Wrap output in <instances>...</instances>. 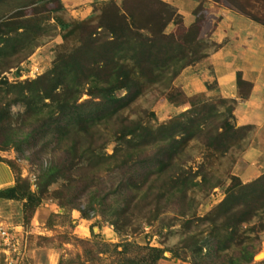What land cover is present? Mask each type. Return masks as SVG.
Instances as JSON below:
<instances>
[{
  "label": "trees",
  "instance_id": "trees-1",
  "mask_svg": "<svg viewBox=\"0 0 264 264\" xmlns=\"http://www.w3.org/2000/svg\"><path fill=\"white\" fill-rule=\"evenodd\" d=\"M33 1L0 0L14 10L0 15V162L14 175L0 188V219L27 232L51 198L61 212L49 213V229L57 217L73 225V210L113 226L116 242L93 229L90 240L40 235L39 244L59 249L58 264H161L165 252L190 264H250L249 239L264 228V171L244 182L233 170L255 126L237 125L231 98L184 95L189 107L164 120L153 109L217 44L166 32L177 8L165 0H107L81 20L60 6L27 15ZM227 1L264 23V0ZM61 32L50 66L19 79V64ZM215 188L222 198L199 214ZM155 221L149 236L177 232L178 243L139 241ZM74 240L84 247L75 258L62 253Z\"/></svg>",
  "mask_w": 264,
  "mask_h": 264
},
{
  "label": "crops",
  "instance_id": "crops-1",
  "mask_svg": "<svg viewBox=\"0 0 264 264\" xmlns=\"http://www.w3.org/2000/svg\"><path fill=\"white\" fill-rule=\"evenodd\" d=\"M105 1L50 0L78 20L97 14ZM165 1L177 8L166 32L179 30L185 42L206 38L217 47L199 63L183 69L175 80L177 94L172 99L161 96L153 109L158 119L164 120L189 107L184 95L236 99L237 125L255 128L233 171L244 182L252 180L264 171V23L240 12L227 0ZM13 184L10 167L0 162V188ZM1 223L6 222L0 219ZM16 229L24 231L21 225Z\"/></svg>",
  "mask_w": 264,
  "mask_h": 264
},
{
  "label": "rangeland",
  "instance_id": "rangeland-1",
  "mask_svg": "<svg viewBox=\"0 0 264 264\" xmlns=\"http://www.w3.org/2000/svg\"><path fill=\"white\" fill-rule=\"evenodd\" d=\"M52 7L54 8L55 6L51 4L50 0H34L26 7H24V10L27 15H34L49 12ZM12 12H14V10L11 6L0 8L1 16H7ZM52 21L53 20H51V22ZM61 35L62 32L61 34L56 35L52 39L36 47L35 50L29 55V57L19 64L21 70V76L19 77V79L29 78L25 77L23 74L28 73L32 67H37L38 74H40L50 66V62L52 59V55L55 52L56 45L61 41ZM11 70L15 71L16 68L13 67ZM4 73H6V75L10 77V80L16 79V77H13V72ZM38 74L35 73V76ZM108 151L111 152V145L108 147ZM4 154L7 157H13L15 153L12 149H10L4 152ZM22 164L24 168L23 173L31 174L29 173V165H27V163L25 162H22ZM222 196L223 190L221 188H215L214 191H212L210 197L203 201V203L198 209V213L203 214L208 208L211 207L212 204L219 201ZM50 212L59 213L61 212V209L59 208L55 200L48 198L44 201V203L38 209L35 217L31 220L30 225H28L27 232L25 231L22 225L21 226L23 227L24 231L16 229L17 232H19L20 234H24L27 237V246L24 254L13 255V264H26V262L28 261H32L33 264H58L60 256L59 249L50 247L46 243L39 244L41 240L38 237L40 235L56 237L57 234L67 232L76 238L90 240L92 238L93 229L96 233L100 232L103 239L106 241L116 242L119 240V237L115 233L112 225L107 222H101L100 228L99 224H97L96 222L98 221V219H100L98 215L91 214L90 218H85L81 216L78 210L72 211L73 225L64 222L60 217H57L55 221V226L49 229L46 227L45 222L49 218ZM167 214L171 215V213ZM11 226L16 227L17 225ZM157 226L158 221H155L152 224H146L144 226V232L137 234V238L139 239V241H150L151 243H158L157 239H161L165 241V244L169 245L178 243L180 235L177 232L168 236H160L159 234L149 236L150 233L156 232ZM251 235L252 236L249 239V242H251V244L253 245V261L250 264L261 261L264 262V228L258 233ZM63 246L65 247V250H62V253H66L67 256L73 258H75L76 255L79 253L82 254L84 249L83 245L80 244L77 240L65 243ZM21 248L22 245L20 246V249ZM165 255L167 258L160 260L161 264H190L188 261L185 260H174L170 258L171 253L169 252H166ZM3 264H9L8 261H6L5 256Z\"/></svg>",
  "mask_w": 264,
  "mask_h": 264
},
{
  "label": "built area",
  "instance_id": "built-area-1",
  "mask_svg": "<svg viewBox=\"0 0 264 264\" xmlns=\"http://www.w3.org/2000/svg\"><path fill=\"white\" fill-rule=\"evenodd\" d=\"M35 73L38 74V68L32 67L28 73L23 75L25 77H35ZM27 176L31 181L32 189H35L36 175L31 173L27 174ZM21 245L22 248L20 249ZM26 246L27 237L24 234L17 232L15 226H11L7 223L0 224V251L4 254L5 259L9 264H13V255H22L25 253Z\"/></svg>",
  "mask_w": 264,
  "mask_h": 264
},
{
  "label": "bare ground",
  "instance_id": "bare-ground-1",
  "mask_svg": "<svg viewBox=\"0 0 264 264\" xmlns=\"http://www.w3.org/2000/svg\"><path fill=\"white\" fill-rule=\"evenodd\" d=\"M262 254H263V253H262ZM262 254H261V255H262Z\"/></svg>",
  "mask_w": 264,
  "mask_h": 264
},
{
  "label": "water",
  "instance_id": "water-1",
  "mask_svg": "<svg viewBox=\"0 0 264 264\" xmlns=\"http://www.w3.org/2000/svg\"><path fill=\"white\" fill-rule=\"evenodd\" d=\"M165 254H166V252H165Z\"/></svg>",
  "mask_w": 264,
  "mask_h": 264
}]
</instances>
